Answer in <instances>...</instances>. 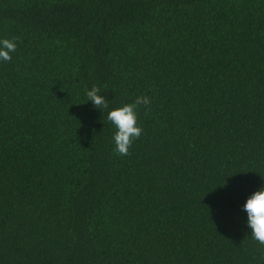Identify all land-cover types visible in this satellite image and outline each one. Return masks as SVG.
Listing matches in <instances>:
<instances>
[{"label": "trees", "instance_id": "1", "mask_svg": "<svg viewBox=\"0 0 264 264\" xmlns=\"http://www.w3.org/2000/svg\"><path fill=\"white\" fill-rule=\"evenodd\" d=\"M0 264H264V0H0ZM137 108L129 155L87 100ZM147 112V114H146Z\"/></svg>", "mask_w": 264, "mask_h": 264}, {"label": "clouds", "instance_id": "2", "mask_svg": "<svg viewBox=\"0 0 264 264\" xmlns=\"http://www.w3.org/2000/svg\"><path fill=\"white\" fill-rule=\"evenodd\" d=\"M19 39V37L0 39V61L12 60L11 53L16 51V41ZM86 96L95 108L107 112V120L115 126L116 131L113 135L115 152L120 156L129 155L134 140L139 139L143 131L138 126L136 110L140 106L150 110L151 99L147 95H140L132 103L110 108L109 100L101 95L100 87L95 84L86 89ZM243 210L247 213L246 223L251 229V237L260 245H264V187H260L247 198Z\"/></svg>", "mask_w": 264, "mask_h": 264}]
</instances>
